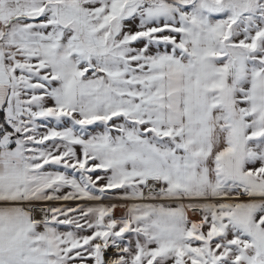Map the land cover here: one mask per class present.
I'll return each mask as SVG.
<instances>
[{
    "label": "snow or ice",
    "instance_id": "1",
    "mask_svg": "<svg viewBox=\"0 0 264 264\" xmlns=\"http://www.w3.org/2000/svg\"><path fill=\"white\" fill-rule=\"evenodd\" d=\"M0 264H264V0H0Z\"/></svg>",
    "mask_w": 264,
    "mask_h": 264
}]
</instances>
